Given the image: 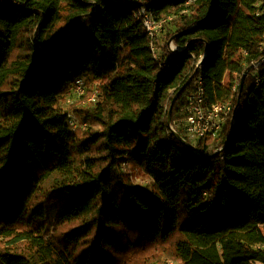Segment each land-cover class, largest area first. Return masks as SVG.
<instances>
[{"label":"trees","instance_id":"trees-1","mask_svg":"<svg viewBox=\"0 0 264 264\" xmlns=\"http://www.w3.org/2000/svg\"><path fill=\"white\" fill-rule=\"evenodd\" d=\"M142 6L175 20L179 51L154 58ZM263 59L264 0H0V264H117L167 242L180 264H264ZM80 78L98 101L76 112L99 128L61 106ZM200 79L208 105L234 104L217 152L183 142Z\"/></svg>","mask_w":264,"mask_h":264},{"label":"built area","instance_id":"built-area-1","mask_svg":"<svg viewBox=\"0 0 264 264\" xmlns=\"http://www.w3.org/2000/svg\"><path fill=\"white\" fill-rule=\"evenodd\" d=\"M126 1L140 2L141 0ZM136 17L142 22L143 27L151 38V50L154 58L158 59L160 54L158 53L156 46L159 35L166 28L167 23L171 21L172 18L159 20L156 18L152 10H149L144 6L138 9ZM179 50V47H173L171 49V51L174 52ZM202 59L203 58L198 61L197 67L200 66ZM263 61L264 59L262 62ZM259 62H261V60ZM90 87L91 86L84 78L78 79L73 84V87L67 96L68 100L71 101L73 98H79L89 94V101L96 104L98 101V90L93 91ZM197 87L196 92L189 96L188 104L184 111L185 124L183 131L187 135L188 140H185V143L188 146H195L198 141L206 137H211L213 141L217 140L221 136V132L224 127L223 120H225L226 117H229L234 109V104L231 102L224 105H208L209 101L202 86L201 79L199 80ZM78 121L79 120L73 113L68 114V124L72 130H76L78 128H88L89 125L87 123H79ZM126 166H124V168Z\"/></svg>","mask_w":264,"mask_h":264},{"label":"rangeland","instance_id":"rangeland-1","mask_svg":"<svg viewBox=\"0 0 264 264\" xmlns=\"http://www.w3.org/2000/svg\"><path fill=\"white\" fill-rule=\"evenodd\" d=\"M177 26L175 23V20L172 19L167 23L166 28L160 33L158 42H157V51L160 54V56L163 53V49L165 47H168L170 50L173 47H177L174 42L173 38L171 37L177 30ZM261 69V62L255 63V65L247 70L246 77L248 73L251 74L252 80H256V76L258 75V71ZM245 77V79H246ZM245 81V80H244ZM88 83V82H87ZM91 87V90H98L96 85L88 83ZM90 96L89 94L79 97V98H73L71 101L68 100V98H65L61 106L63 107L64 111L67 113H73L77 119L79 120V123L82 122L83 118L79 116V113L76 112V110L80 111L81 109H87L92 108L94 106L93 103L89 101ZM68 100V101H67ZM171 109V107H170ZM170 112V111H169ZM173 114V111H172ZM181 119L179 120V123L183 125L184 128V117L181 114ZM228 117H226L225 120H223V126H226ZM176 122V124H179ZM99 128V126H92L90 125V128ZM223 127V130H224ZM87 130V129H86ZM222 130V131H223ZM79 132H83L81 129H79ZM212 147L216 150L215 152L219 151L221 148L220 141L215 140L212 141ZM219 147V148H218ZM123 171L128 174L130 179L137 185H140L142 187H147L150 190L154 189L153 186V180L152 178L146 173L144 169L137 165L129 164L127 165ZM57 208L58 206L52 205L50 209V222L54 223V219L57 214ZM61 230L54 228L52 225L49 229V233L46 235V238L53 240L57 244V237L60 235ZM175 242H167L157 245L156 247L151 248V250H146L145 252H141L140 255H133L131 257H125L122 258L120 261H117V264H180V261L175 257ZM262 264V263H257Z\"/></svg>","mask_w":264,"mask_h":264},{"label":"water","instance_id":"water-1","mask_svg":"<svg viewBox=\"0 0 264 264\" xmlns=\"http://www.w3.org/2000/svg\"><path fill=\"white\" fill-rule=\"evenodd\" d=\"M207 54H208V48H207ZM204 58H205V57H203L201 63L203 62ZM245 77H246V74L244 75V77H243V79H242L241 89L243 88V83H244ZM184 88H185V87H183L182 90H181V91L175 96V98H174V100H173V102H172L171 109H170V112H169V124H170V125H171V120H172V111H173V107H174V105H175V103H176V101H177V99H178L180 93L184 90ZM232 130H233V128H232ZM174 135H175L177 138H180L179 135H178V133H176L175 131H174ZM183 142L185 143V141H183ZM185 144H186V143H185ZM190 147L193 148V146H190ZM194 149H195V148H194ZM211 156H212V155H211Z\"/></svg>","mask_w":264,"mask_h":264}]
</instances>
